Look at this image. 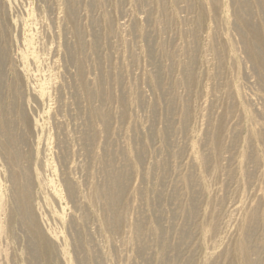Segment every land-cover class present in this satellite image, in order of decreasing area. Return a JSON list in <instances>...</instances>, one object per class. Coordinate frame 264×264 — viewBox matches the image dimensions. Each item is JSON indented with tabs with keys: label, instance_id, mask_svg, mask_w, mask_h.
Returning a JSON list of instances; mask_svg holds the SVG:
<instances>
[{
	"label": "rangeland",
	"instance_id": "obj_1",
	"mask_svg": "<svg viewBox=\"0 0 264 264\" xmlns=\"http://www.w3.org/2000/svg\"><path fill=\"white\" fill-rule=\"evenodd\" d=\"M0 264H264V0H0Z\"/></svg>",
	"mask_w": 264,
	"mask_h": 264
}]
</instances>
